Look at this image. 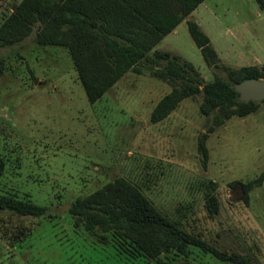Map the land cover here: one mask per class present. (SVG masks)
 Listing matches in <instances>:
<instances>
[{
	"label": "rangeland",
	"instance_id": "374dc122",
	"mask_svg": "<svg viewBox=\"0 0 264 264\" xmlns=\"http://www.w3.org/2000/svg\"><path fill=\"white\" fill-rule=\"evenodd\" d=\"M20 2L0 0V25ZM190 20L211 38L220 57L216 66L207 65ZM36 37L37 29L22 42L0 46V155L6 161L0 196L46 205L49 213L0 210V264H157L115 234L101 242L70 213L77 198L117 178L137 185L160 211L219 249L264 264V182L248 196L241 184L264 171V101L213 132L212 116L201 111L202 95L184 99L155 123L151 115L172 90L168 82L147 68L130 70L91 103L69 50L41 45ZM156 51L193 63L202 85L228 79L230 67L264 71V6L260 0H206ZM204 133L207 161L199 150ZM211 195L219 204L215 214L207 207ZM161 258L233 264L195 246Z\"/></svg>",
	"mask_w": 264,
	"mask_h": 264
},
{
	"label": "trees",
	"instance_id": "16d2710c",
	"mask_svg": "<svg viewBox=\"0 0 264 264\" xmlns=\"http://www.w3.org/2000/svg\"><path fill=\"white\" fill-rule=\"evenodd\" d=\"M205 0H21L0 25V46H10L29 38L37 29L41 45L66 47L86 90L88 100L95 103L128 71L142 73L144 68L172 86L154 108L151 120L168 117L186 98L203 96L201 111L212 116L208 127L213 132L233 116H247L256 111L260 102H243L234 84L245 79L264 78L256 65L228 68L229 78H217L205 85L195 65L172 56L169 51L153 49L163 38L192 14ZM264 6V1L260 0ZM189 31L200 48L208 66H216L219 54L211 38L193 20ZM166 61L164 66H160ZM157 65V66H156ZM4 70L0 59V71ZM208 133L199 139V150L208 160ZM6 161L0 155V180ZM264 182V171L248 183H241L246 194ZM240 183L235 181L233 185ZM208 210H219L217 198L207 199ZM0 210L21 216H47L49 207L13 195L0 196ZM77 224H83L107 244L110 234L121 238L140 255L157 264H180L161 258L162 254H187L191 246L212 253L233 264H252L237 252L219 249L182 223L160 211L135 184L117 178L87 196L77 198L70 207ZM122 243V244H124ZM129 250V249H127Z\"/></svg>",
	"mask_w": 264,
	"mask_h": 264
},
{
	"label": "water",
	"instance_id": "95a60500",
	"mask_svg": "<svg viewBox=\"0 0 264 264\" xmlns=\"http://www.w3.org/2000/svg\"><path fill=\"white\" fill-rule=\"evenodd\" d=\"M234 88L240 95V101H264V78L251 77L235 83Z\"/></svg>",
	"mask_w": 264,
	"mask_h": 264
},
{
	"label": "crops",
	"instance_id": "0c3cea01",
	"mask_svg": "<svg viewBox=\"0 0 264 264\" xmlns=\"http://www.w3.org/2000/svg\"><path fill=\"white\" fill-rule=\"evenodd\" d=\"M205 1H206V0H205ZM205 1H204V2H205ZM204 2H203V3H204ZM201 4H202V3H201ZM201 4H200V5H201ZM166 36H167V35H166ZM164 38H165V37H164ZM164 38H163V39H164ZM161 42H162V41H161ZM161 42H160V43H161ZM160 43H159V44H160ZM159 44H158V45H159ZM158 45H157V46H158ZM157 46H156V47H157ZM156 47H155V48H156Z\"/></svg>",
	"mask_w": 264,
	"mask_h": 264
}]
</instances>
